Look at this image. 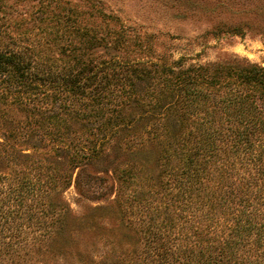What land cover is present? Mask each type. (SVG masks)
I'll list each match as a JSON object with an SVG mask.
<instances>
[{
	"label": "rangeland",
	"instance_id": "rangeland-1",
	"mask_svg": "<svg viewBox=\"0 0 264 264\" xmlns=\"http://www.w3.org/2000/svg\"><path fill=\"white\" fill-rule=\"evenodd\" d=\"M0 48L20 50L48 71L112 76L111 88L126 82L135 94L123 97L105 126L110 118L85 119L82 105L60 119L53 117L60 108L9 107L0 136L21 130L12 141L18 155L0 170L17 182L36 166L46 183L32 200L30 222L0 225V264H164V257L172 263L166 248L177 247L181 223L165 182L178 165L168 142L182 121L173 113L149 133L161 123L158 109L135 99L163 68L264 66V0H0ZM39 89L53 91L48 83ZM55 128L71 140L41 138ZM69 141L97 149L74 164Z\"/></svg>",
	"mask_w": 264,
	"mask_h": 264
},
{
	"label": "trees",
	"instance_id": "trees-1",
	"mask_svg": "<svg viewBox=\"0 0 264 264\" xmlns=\"http://www.w3.org/2000/svg\"><path fill=\"white\" fill-rule=\"evenodd\" d=\"M42 64L20 50L0 48V127L10 124L6 111L18 103L45 113L60 108L63 113L53 115L57 119L80 113L76 106L82 105L87 111L85 117L81 115L85 119L110 118L102 122L105 126L121 111L123 97H135L133 90H126V82L120 90L111 88L112 76L96 79V73L62 74ZM220 67L163 68L155 72L157 79L148 90L135 99L158 109L161 123L149 133L163 128L173 113L182 121L181 131L168 142L169 157L174 156L178 165L170 168L165 186L181 223L173 236L171 220L170 237L178 245H172L173 250L170 245L166 248L173 255L170 264H264V66L243 64L227 72ZM46 83L51 93L39 89ZM57 91L66 95L59 98ZM59 101H63L61 106H57ZM91 105L93 112L87 110ZM12 130L0 136V169L4 160L13 162L18 155L12 141L21 130ZM34 132L24 134L20 142L31 139ZM41 136L71 140L58 128L46 129ZM69 143L74 164L97 149L95 145L88 152ZM38 168L33 166L27 175L21 173L17 182L0 170V225L7 228L20 217L27 219L22 224L32 220L28 217L35 209L32 200L44 193L46 183ZM167 262L171 261L164 257Z\"/></svg>",
	"mask_w": 264,
	"mask_h": 264
}]
</instances>
